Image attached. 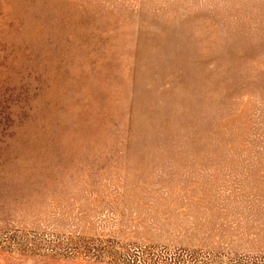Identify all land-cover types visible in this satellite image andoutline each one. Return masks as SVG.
<instances>
[{
    "label": "rangeland",
    "instance_id": "374dc122",
    "mask_svg": "<svg viewBox=\"0 0 264 264\" xmlns=\"http://www.w3.org/2000/svg\"><path fill=\"white\" fill-rule=\"evenodd\" d=\"M0 264H264V0H0Z\"/></svg>",
    "mask_w": 264,
    "mask_h": 264
}]
</instances>
